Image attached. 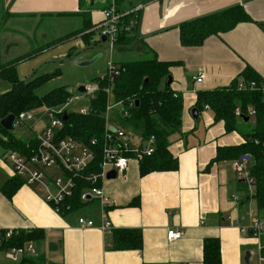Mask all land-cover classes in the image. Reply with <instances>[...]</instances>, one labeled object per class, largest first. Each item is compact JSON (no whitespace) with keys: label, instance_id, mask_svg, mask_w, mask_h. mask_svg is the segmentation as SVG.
<instances>
[{"label":"crops","instance_id":"crops-1","mask_svg":"<svg viewBox=\"0 0 264 264\" xmlns=\"http://www.w3.org/2000/svg\"><path fill=\"white\" fill-rule=\"evenodd\" d=\"M112 3L113 0H2V33L7 34V44H15L19 35L29 43L33 39L31 48L39 51L36 35L39 32L45 35L51 27H41L43 23L68 19L73 26L69 31L90 26L84 32L88 36L81 37L87 44L88 38L97 32L95 27L103 19L104 10ZM238 4L242 0H123L118 5L129 15L123 27L128 29L131 20L134 21L129 33L135 40L131 46L117 48L133 49L141 59L155 56L172 63L171 89L183 97L181 132L170 137L169 145L172 155L178 158V168L142 174L140 163L131 161L123 174L103 182L109 203L103 206L101 200L93 198L84 205L92 206V210L82 216L97 223L106 218L114 229L141 230L142 250L109 249L112 233L80 227L78 219L57 213L44 191L25 182L8 197L2 188L15 173L7 160L11 149L3 144L8 138L1 134L0 230L42 231L41 241L28 243L36 246V255L44 256L46 264H203L205 240L209 238L219 239L222 264H259L250 253L256 240L241 234L231 221L243 216L250 204L254 203L257 209V204L251 201L241 205V201L233 200V194L242 200L247 188L237 179L233 160L212 161L219 146L239 145L245 139L239 132L227 133L224 123L214 120L210 108L199 112L198 122L191 116V110L195 108L199 90L228 86L247 66L264 80V0H251L244 5L253 22L212 36L200 47L183 46L178 29L184 22ZM53 42H45L46 48L40 51ZM200 74L204 79L197 84L195 80ZM3 90L0 89V95ZM41 117L36 118L39 122L36 124L43 129L46 122ZM109 118L110 126L124 128L131 134L132 145L145 143L139 133L116 122L113 113ZM248 122L251 121L244 120L245 124ZM189 130L192 132H186ZM229 135L237 136L239 141L234 142ZM14 136L22 140L15 133ZM25 143L24 154H30V149L36 146V136ZM47 173L53 175L55 170ZM168 228L183 231V237L169 241ZM50 244L57 249L50 250ZM0 254L7 255L6 251ZM36 255H25L18 264H30L25 258Z\"/></svg>","mask_w":264,"mask_h":264},{"label":"trees","instance_id":"trees-1","mask_svg":"<svg viewBox=\"0 0 264 264\" xmlns=\"http://www.w3.org/2000/svg\"><path fill=\"white\" fill-rule=\"evenodd\" d=\"M122 2L123 0H113L112 4L118 7ZM118 10H120L119 7ZM121 13L124 15L121 16L116 47H127L132 45L135 38L130 35L127 28L123 27L124 23L128 21L129 15ZM245 22H253L245 6L243 4L234 5L180 24L178 26L180 42L185 47H200L208 38L220 36ZM17 63L18 60L0 68V80L10 85L9 91L0 95V131L9 137L7 141L2 140L6 147L25 153L26 143L16 138L11 131L4 130L1 120L10 114L18 115L23 111L61 104L71 95V90L67 87H60L45 96H40L37 94V89L53 77L58 76L59 69L32 79L22 80L17 73ZM112 65L119 73L113 82L107 79L104 84H102L103 82L101 84L102 87L109 86L111 88L114 101L111 99V94L108 95L102 91L98 93L95 100L91 101L92 111L89 114L81 115L71 112L65 121L64 134L71 135L82 142H89L92 138H96L98 145L95 148L96 157L90 168L74 177L75 186L72 196L65 199L62 213H60L64 216L87 203L81 200L82 193L91 187V184L85 179V174L100 170L97 166L102 159L101 154L105 141V112L110 103L123 102L124 104L121 113L125 118L121 114H113L116 122L139 133L145 141L152 135L156 138V149L153 155L140 162L142 174L178 168V158L172 155L169 145L170 137L181 132L183 97L180 92L172 90L171 85H163L170 75L172 63L152 56L128 62H114ZM147 77H149V83L146 87H142ZM99 80L95 79V81ZM240 80L263 81L253 68L247 66L243 73L228 86L199 90L195 108L200 112L208 106L213 111L214 120L224 123L227 133L236 131L244 137L245 142L239 145L219 146L217 155L212 161H235L246 155L250 156L249 169L257 181V186L254 192H251L246 186V193L241 200V205L255 201L257 209L261 211L264 210V94L259 90H239L238 82ZM249 106L256 110L255 122H251L253 124L251 131L247 130L248 123H244V120L248 118L247 115L244 118L235 115V110L238 107L243 113H246ZM124 111H128L127 116ZM22 182L26 183L23 178L15 175L2 189L8 197H12ZM7 231L0 230V252L7 251L12 247L24 246L30 241L39 242L43 239L42 231L39 230L13 231L10 238H6ZM112 236L109 249L127 251L142 250L144 247L143 233L139 229L113 228ZM25 259V262L30 264H46L45 257L42 255L30 256ZM203 264H222L219 239L205 240Z\"/></svg>","mask_w":264,"mask_h":264},{"label":"built area","instance_id":"built-area-1","mask_svg":"<svg viewBox=\"0 0 264 264\" xmlns=\"http://www.w3.org/2000/svg\"><path fill=\"white\" fill-rule=\"evenodd\" d=\"M251 0H242L245 5ZM123 13L115 7L105 9L103 19L96 25L95 30L99 32L100 38H105L109 42V48L116 47L119 24ZM100 40V41H101ZM119 72L111 64L106 74L103 76L113 82ZM102 78L100 81H93L85 85V91L74 96L71 95L66 105L60 108L46 107L42 119L45 120V126L36 134V146L30 149V154L21 153L18 150L11 149L7 152V160L13 167L16 176L23 178L30 186H35L38 190L44 191L46 200L51 203L57 213H62V207L67 197L72 196L75 186L74 177L81 174L84 170L90 168L96 157L95 148L98 140L92 138L89 142H82L71 135L64 134L65 119L64 116L71 112L81 115H87L92 111L91 101L97 98L100 92H111L109 86L102 87ZM204 75L200 74L195 82H203ZM238 89L259 90L264 94V80L238 82ZM84 100L80 106L73 111H69L67 105L73 101ZM131 105V103H130ZM117 106L124 107L123 102L109 104L106 108V132L104 137V147L102 149V159L97 168L99 171L86 172L85 179L91 184L90 189L84 191L81 200L87 202L90 199L98 198L103 206L109 203L105 197L102 184L107 179L108 172L116 170L117 174H123L131 161L142 162L146 157L153 155L156 149V138L150 136L144 144L138 146L132 145L131 134L124 128L116 127L115 132L110 131V112ZM206 108H209L208 106ZM127 116L128 111H124ZM237 117L244 118L247 115L248 120L255 122L256 110L249 106L247 112L243 113L241 108L235 110ZM36 120L33 111H23L16 115L14 121V130L20 129L27 122ZM250 157V156H249ZM54 169L55 173L48 174L47 171ZM233 169L237 179L245 183L251 192H254L257 181L252 176L249 169V160L244 157L233 161ZM57 172H59L57 174ZM233 200L240 202L241 198L237 194L232 195ZM251 202V201H250ZM239 232L247 237L256 240L255 248L250 251L251 256L257 258L259 264H264V210L249 208L247 212L237 220L231 219ZM78 224L82 228H96L101 231L112 233L113 225L106 218L101 223L92 219L80 216ZM14 230L6 232V238H10ZM183 231L174 228H168L167 238L169 241H177L183 237ZM8 258L15 264L20 263L25 255H36L37 248L33 243H26L21 247H12L6 251Z\"/></svg>","mask_w":264,"mask_h":264},{"label":"rangeland","instance_id":"rangeland-1","mask_svg":"<svg viewBox=\"0 0 264 264\" xmlns=\"http://www.w3.org/2000/svg\"><path fill=\"white\" fill-rule=\"evenodd\" d=\"M111 7H115L118 10V7L113 4H110L109 7L106 9H109ZM118 11L122 12L121 9ZM64 20L65 21H60V23H57L56 21L52 24L43 23L41 27L47 28V26L49 25H51V27L46 29L45 35L43 34L44 36L41 32L36 35V43L37 46L40 47L39 51L43 47L46 48V45L44 46L45 42H54L47 46L49 47L48 49L39 52L31 48V44L34 43L33 39H30V44L29 42H26V39L24 40V38L20 35L18 36V38H16L17 41L15 44H7V34H5L4 32L2 33L4 29L1 25V22L3 21V18L1 16L0 68L6 67L9 61H12L16 58L18 60L17 73L20 79L22 80H28L40 76L42 74L51 73L58 68L60 74L40 86L37 89V94L40 96H45L47 93L54 89L60 87H67L71 90V95L75 96L78 93V88L80 86L88 85L95 81V79L101 80L102 78H104L102 80V84H104L107 81V78L103 76L111 67L112 63L125 59L126 60L123 62L141 59L140 54H138L133 49L121 50L117 47H115L114 49H110L109 42H102L98 31L95 32L93 36L91 35L88 38L90 42L85 44L84 39L81 37H84V35L88 36V33L84 32H86L90 26L84 29L75 28L69 31L68 28H71L73 26L69 23L68 19ZM134 26V21L131 20L128 30L130 31ZM24 37L26 38V36ZM58 37L61 38L58 39ZM18 56L22 57L17 58ZM0 89H4L3 92L5 93L9 91L10 85L0 80ZM107 94H111V99H113L114 101L113 92ZM71 95L61 104L46 107H63L64 105H66ZM83 102L84 100L71 102L67 105L68 110H76ZM121 108V106H117L110 113L121 114L122 117L125 118L121 113ZM44 113L45 108L43 107H39L33 110L35 118L41 117ZM201 122L202 121H200L199 124L200 131H202ZM36 123L39 122H37V120L29 121L20 129H16L11 132H13V134H17V136L20 137L24 142H27L30 139L34 138L36 134L39 133L42 129V126ZM251 128H253V124L251 122H248L247 130L251 131ZM186 132H192V130ZM194 133H196V130L194 131ZM0 134L1 136L3 135L5 139H9V137L3 131H0ZM230 138L234 142L239 141V138L235 135H231ZM250 206L252 209L256 208V205L254 203L252 205L250 204ZM91 210L92 206L86 205V207L84 206L77 210L67 213L65 217H73L78 219L80 216L89 213ZM0 262L3 264H14V262H12L6 254H0Z\"/></svg>","mask_w":264,"mask_h":264},{"label":"water","instance_id":"water-1","mask_svg":"<svg viewBox=\"0 0 264 264\" xmlns=\"http://www.w3.org/2000/svg\"><path fill=\"white\" fill-rule=\"evenodd\" d=\"M102 42H106L105 38H102ZM172 82V76L169 75L168 78H167V85H170ZM149 83V77H147L144 82H143V85L142 87H146ZM70 90V89H69ZM79 91L81 92H84L85 91V88L84 86H80L78 88ZM138 103V102H137ZM191 116L198 122L199 120V110L197 108H193L191 110ZM16 119V115L14 114H10L8 115L7 117H5L4 119L1 120V126L4 130L6 131H14V121ZM64 119L67 120L68 119V116L65 115L64 116ZM246 121H248V118L245 119ZM110 131L112 132H115L116 128L114 126H110ZM245 158H249V156H245ZM117 171L116 170H111L108 172V175H107V179H115L117 177ZM49 249L50 250H55L57 249V246L55 244H50L49 245ZM249 255V254H247ZM249 259V257L247 256V260Z\"/></svg>","mask_w":264,"mask_h":264}]
</instances>
